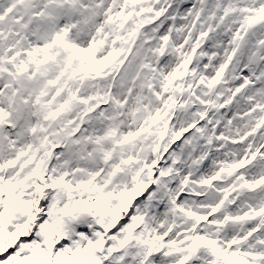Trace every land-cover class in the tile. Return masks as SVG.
<instances>
[{
    "label": "snow or ice",
    "instance_id": "obj_1",
    "mask_svg": "<svg viewBox=\"0 0 264 264\" xmlns=\"http://www.w3.org/2000/svg\"><path fill=\"white\" fill-rule=\"evenodd\" d=\"M0 264H264V0H0Z\"/></svg>",
    "mask_w": 264,
    "mask_h": 264
}]
</instances>
